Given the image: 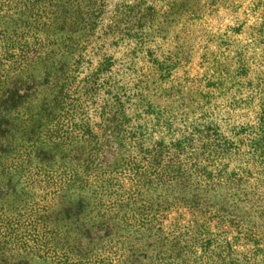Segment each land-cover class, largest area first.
Here are the masks:
<instances>
[{
	"label": "trees",
	"instance_id": "trees-1",
	"mask_svg": "<svg viewBox=\"0 0 264 264\" xmlns=\"http://www.w3.org/2000/svg\"><path fill=\"white\" fill-rule=\"evenodd\" d=\"M78 1L0 0V264H113L119 251L125 253L118 261L121 264H257L259 255H263L264 264V236L258 238L249 232L252 255L246 261L245 257L236 258L239 251L227 241V233L220 232L222 224L213 225L215 216L207 217L208 207L214 206L211 200L189 195L169 181L170 188L164 193L182 192L183 197L154 202L146 197L156 190L155 180L149 181L146 170L141 179L147 178L148 189L144 184L128 187L115 182L113 177L122 168V148L132 135L128 128L133 127L134 119L126 114L124 104L116 101L100 106V122H94L81 97H75L78 90L71 88V77L62 65L65 53H76L77 37L72 28L79 23L94 33L106 6L105 0ZM86 5L91 9L84 13ZM123 14L140 21L150 16L141 6L128 7ZM39 37L54 40L40 55L48 65L39 73L43 84L21 63L26 56L36 54L32 44ZM82 49L87 50V46ZM76 57L79 64L84 62L82 53ZM104 65L109 64L106 61ZM100 67L96 76L105 72ZM113 93L106 92L108 96ZM86 95L96 106L99 91L88 90ZM260 128L262 136L254 139V145L257 155L264 158V122ZM134 133L131 141L138 142L139 154L147 153V163L162 166L159 158L169 152H145L138 138L144 134ZM203 136L199 131L173 148L204 156V147L196 144L207 139ZM57 158L64 170L60 177H69L61 182L54 180L51 170ZM177 159L176 155L170 157L168 167L177 168L176 177L185 184L184 189L199 188L190 183L192 171L201 177L207 173L204 182L214 181L207 167L189 166ZM24 167L44 170L47 175L30 189L32 193L46 192L40 200L34 193L29 197L18 192L14 185L13 171ZM138 169L135 166L130 171L138 176ZM170 177H174L172 173ZM182 202L192 211L189 219H175L171 226L159 223L162 208L170 212L168 205L178 207ZM155 236L157 243L147 242ZM154 244L159 246L152 249L150 257L143 248L149 250ZM114 249L118 252L111 256Z\"/></svg>",
	"mask_w": 264,
	"mask_h": 264
},
{
	"label": "rangeland",
	"instance_id": "rangeland-1",
	"mask_svg": "<svg viewBox=\"0 0 264 264\" xmlns=\"http://www.w3.org/2000/svg\"><path fill=\"white\" fill-rule=\"evenodd\" d=\"M104 3V15L94 33L89 26L79 23L72 28L77 37L76 53H65L62 65L71 77V88L78 90L75 97H81L94 122H100V106L116 101L123 103L126 114L134 119L133 127L128 128L132 135L122 148V168L113 177L115 182L128 187L144 184L148 189L147 178L141 179L146 170L150 172L146 176L149 181L155 180L156 189L146 197L154 202L183 197L182 192L164 193L170 188L169 181L189 195L211 200L214 206L208 207L207 217L215 216L212 224H222L220 232L227 233V241L239 251L236 258L245 257L246 261L253 251L247 240L249 232L258 238L264 236V158L257 155L254 145V139L262 136L260 124L264 122V0H105ZM139 6L150 16L140 21L127 19L123 14L128 7ZM84 7V13L91 9L88 5ZM52 41L36 39L32 44L36 54L21 62L42 84L45 81L39 73L48 65L40 55ZM85 45L87 50L82 49ZM79 53L84 59L82 64L76 57ZM106 61L109 65H104ZM100 66L105 72L96 76ZM88 90L99 91L96 106L86 95ZM108 90L115 93L108 96ZM135 131L144 134L138 138L144 143L145 152H169L159 158L162 166L147 163L150 159L147 153L139 154L138 142L131 141ZM199 131L207 137L196 142L199 148L204 147V156L197 157L196 151L193 156L180 153L173 148ZM175 155L183 164L207 167L214 181L204 182L207 173L201 177L192 171L190 183L198 184L199 188L184 189L185 184L176 177L177 168L168 167L169 158ZM60 163L57 158L51 169L58 182L69 178L60 177L64 172ZM135 166L139 167L138 176L130 171ZM186 166L182 168L185 173ZM13 173L18 192L28 193L29 197L34 193L38 200L46 196L44 191L30 190L34 182L45 180L44 170L24 167ZM132 175L135 178L130 180ZM185 202L182 207L168 205V209L172 208L170 212L162 208L159 223L171 226L175 219H189L192 211L185 207L188 206ZM158 241L155 236L147 242ZM157 246L143 250L151 257ZM117 252L114 249L111 256ZM122 254L124 251H119L118 257H113L117 259L113 264H121L118 261ZM262 256L256 257L257 264H262Z\"/></svg>",
	"mask_w": 264,
	"mask_h": 264
}]
</instances>
